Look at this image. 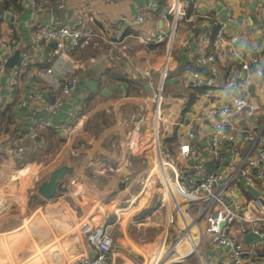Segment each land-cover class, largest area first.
Instances as JSON below:
<instances>
[{
	"label": "crops",
	"instance_id": "1",
	"mask_svg": "<svg viewBox=\"0 0 264 264\" xmlns=\"http://www.w3.org/2000/svg\"><path fill=\"white\" fill-rule=\"evenodd\" d=\"M35 1L39 8L36 15L31 0H17L16 8H3V1L0 0L1 39L4 42H19V48L9 57L13 68L7 69L18 70L21 75V84L14 100L8 98L7 81L3 80L2 83V103L5 104L4 111L8 112L4 120L0 117L3 121L0 120V200L5 201L4 194H9L12 199H6V205L0 212V264H79L81 257L91 255L88 243L80 233L81 223L88 219L96 224H114L115 264H152V258L154 260L164 242V249H170L188 228L193 238L206 228V216L202 214L204 205H189L181 199L177 206L166 191L156 189L160 175L163 179L164 174L170 180L174 179L169 175L172 168L157 160L154 146L157 118L153 99L162 88L158 121L161 126L160 138L168 146L166 140L171 139L174 132L177 134V139L168 148L173 166L185 177L184 180L192 176L193 162L181 158L179 147L189 133L195 135L191 145L202 154L206 170V165L211 163L213 173L228 176L230 163L242 167L255 164L259 148L255 147L254 141L236 151L237 146L225 140L222 145L224 165L212 159L207 137L210 122L200 118L209 108V101L201 97L192 98V91L186 88L185 82L191 80L193 71L211 74V68L196 66L199 47H204L207 52L214 50L218 53L236 48L264 55V11H260V2L195 0L197 7L194 14L216 18L225 27L224 47L214 46L215 40H210L212 32L203 23L202 28L196 27L189 34V25L182 22L168 60L167 42L146 46L136 38L137 35L169 27L170 20L163 16L164 0H112L110 3L102 0ZM154 1L160 3L161 11L150 13L143 24L131 31L132 36L126 40V56L120 60L111 62L106 57L109 51H115L116 56L119 54L118 49L108 45L102 50L88 47L70 53L81 64V69L76 73L79 85L56 114L50 116L44 113V104L32 110L19 107L21 100L45 88V84L30 77V73L38 74L52 67L57 59L52 54L57 49L53 44L40 51L36 48L34 33L37 26H72L77 22L79 12H82L85 31L93 39L99 38L102 31L114 39L115 29L112 26L120 16L134 20L141 9L148 8ZM184 55L183 60L181 56ZM262 66L264 69V64ZM215 67L217 75L212 78L218 85L216 99L222 104L229 103L230 96L225 84L229 77H235L243 85V94L250 96L257 109L255 119L242 120L239 127L249 130L254 121L264 126V73L261 80L251 81L237 64L230 61L219 62ZM65 73V69L60 72L61 75ZM133 80L143 82L144 92L140 90L139 96L128 94L129 81ZM89 82L95 83L94 89ZM57 97L58 92H49L46 102H53ZM83 106L84 115L74 122L76 128L70 135L60 132L58 136L50 138V149L55 151L54 154L43 149L34 150L30 140H19L18 137H25L33 117L43 116L60 125L80 113ZM9 112L10 123L7 122ZM21 164L26 167L24 171L20 170ZM61 168L68 169L62 186L52 200L43 199L37 193L39 186L48 180L52 172ZM156 169L161 172L158 178L154 174ZM207 173L210 174L208 170ZM236 185L235 193L244 207L260 198L264 192V181L250 187L244 179L237 177ZM23 193L28 201H32L31 204L35 202L36 213L50 207L53 208L49 211L53 219L59 215L65 221H72L74 239H65L57 227H50V222L59 226L61 220L43 219V214L35 218L36 221L40 218L36 226H33L32 217L27 219L31 221L30 224L26 221L29 226L24 224L26 219L23 225L13 226L14 218L11 217L22 208V204L17 208L19 203L15 198ZM167 200L172 205L170 202L166 206ZM160 203L166 210L165 214L159 210ZM261 216L264 218V211ZM259 223L264 224V221L254 223L247 234H243L241 223H235L230 228L233 237V232H239L235 226L245 236L243 240L237 239L245 246L244 264H256L264 257V243L259 238L249 244L245 242L248 235L255 233ZM67 227L68 223H65L62 228ZM255 242L258 245L252 248ZM188 248L182 242L178 250L183 254ZM169 262L225 264L226 249L202 243L197 247V253L179 262L171 258Z\"/></svg>",
	"mask_w": 264,
	"mask_h": 264
},
{
	"label": "built area",
	"instance_id": "2",
	"mask_svg": "<svg viewBox=\"0 0 264 264\" xmlns=\"http://www.w3.org/2000/svg\"><path fill=\"white\" fill-rule=\"evenodd\" d=\"M110 3L112 0H102ZM166 6L163 10V16L170 20L167 29L159 30L153 33L137 35V40L146 46L158 45L167 42V58L169 60L173 51L174 43L178 32V27L182 22L189 25L187 33H192L196 27H204L211 30L217 28V34L214 46L224 47L225 27L216 19L210 16L200 17L197 14H189L195 11L197 5L195 0H164ZM260 11H264V0H259ZM33 13L36 15L39 8L35 0H31ZM161 11L158 1H154L148 8L141 9L134 20H130L126 16H120L113 24L115 29V38L112 39L105 31H102L99 38L93 39V36L85 31L84 19L82 12H79L77 22L72 26H48L39 25L34 33V43L40 51L42 48L55 43L56 50L52 53L57 57L56 63L52 67L41 70L38 74L32 72L30 77L36 78L39 82L45 84L43 91L30 94L26 99L19 102V107L32 110L40 104H44L42 111L47 115L57 113L59 107L65 100L76 90L79 85L77 71L81 69L80 62L74 60L71 52L77 49H85L92 47L95 50H102L107 45L118 49L119 54L116 56L115 51H109L106 56L111 62L118 61L125 55L126 40L132 36L131 31L138 25L144 23L146 17L154 12ZM19 48V42L12 40L4 42L0 34V111L5 109L2 103L3 80L7 81L6 90L9 94V100H14L17 89L21 84V75L18 70H8L6 63L9 57ZM232 62L237 64L241 71L246 74L247 79L251 81L261 80L264 69V55L259 52H251L248 50L230 48L226 51H210L207 52L204 47H199L196 53V66L198 68H211L210 75H203L200 71H193L191 80L186 86L192 89H205L201 98L209 101V108L200 118H205L210 122L207 137L209 140V150L212 159L224 165L225 158L223 156L222 145L225 140L234 143L237 149H240L246 143L254 141L255 147L259 148L257 162L249 163L242 167L235 163L228 164L230 175L225 176L223 173L208 174L204 165L202 154L191 145L194 133H189L182 139L179 147L180 156L185 161H192V176L184 180V176L179 174L173 166L171 151L165 146L160 138L161 126L160 112L162 97L160 88L153 102L156 104L157 126L154 130V146L156 148L157 160L160 164L166 163V166L172 168L173 181L164 174L165 186L169 197L178 206L177 197L189 205H204L202 214L206 216V228L203 232H199L196 238H193L188 231L179 237L178 241L172 248L161 250L157 253L152 264H171V258H176L177 262L182 261L197 253V247L202 243H208L216 247L226 249L225 264H244L245 263V246L243 242L238 241L230 234V228L235 223L243 224L242 232L247 234L254 223L264 221L261 213L264 211V192L260 198L253 200L247 207L242 206L239 202L235 188H237V177L244 179L250 187H255L256 183L264 181V126L254 121L250 129H242L239 124L242 120H253L257 115V109L253 104L250 96L243 94V85L239 83L235 77H229L226 81L225 88L230 96L229 103L222 104L215 97V91L218 85L213 76L217 75L215 65L219 62ZM66 70L64 75L60 72ZM56 73L59 75L57 76ZM149 76V73H146ZM55 94L58 97L53 102H46L47 93ZM84 115V106L80 113L71 116L62 124H54L51 119L41 117H33L31 125L28 127L25 137L36 138L39 131L43 129H54L62 132L64 135H70L75 130L74 122ZM21 171L25 170V165L21 164ZM26 173V171H25ZM7 202V201H6ZM6 202L0 200V212ZM169 202V200H168ZM179 212L181 208L179 206ZM174 221L172 222V224ZM225 226L221 228V224ZM114 224H96L91 219L84 220L80 225V233L86 239L88 247L91 250L90 256H83L79 260V264H115L113 260L115 236L113 233ZM229 230V233L226 232ZM259 235V240L264 243V232L255 230ZM188 235V236H187ZM185 242L189 248L186 253H180L179 245ZM258 242V241H257ZM252 244V248H256L258 243ZM256 264H264V257Z\"/></svg>",
	"mask_w": 264,
	"mask_h": 264
},
{
	"label": "rangeland",
	"instance_id": "3",
	"mask_svg": "<svg viewBox=\"0 0 264 264\" xmlns=\"http://www.w3.org/2000/svg\"><path fill=\"white\" fill-rule=\"evenodd\" d=\"M178 46H175V48H177ZM155 167H156V165H155ZM159 173H161L159 170H157L156 169V171H154V174L156 175L157 174V178H158V175H160ZM169 175L171 176V178L173 179V174L171 173V172H169ZM160 180V181H159ZM156 189H160L161 190V188H162V192L163 191H166L167 192V190H166V186H165V177H164V179L162 178V176L160 175V179H157V182H156ZM34 192H36V189L34 190ZM161 192V193H162ZM5 195V201H6V199H12L11 198V196L9 195V194H4ZM18 199V200H17ZM159 199H161V195H160V197H159ZM15 200L19 203V205L17 206V208H19L20 207V205L22 204V208L20 209V210H18L17 212H15L14 213V215L11 217V218H14V223H13V226H15V227H17V226H21V225H23V220H25V222H24V224H26V226H29L28 225V223L27 222H29V224H30V222L31 221H28L27 219L28 218H30V217H32V219H34L33 220V223L35 224V225H33V226H36V224H38L39 223V221H40V218H38V220L36 221V217L37 216H41L42 214H43V219L45 218V219H47V218H52L51 217V213L49 212V211H51V210H53V208H48V209H46V208H44L43 210H41V212H38V213H36V210H34L35 209V202H33V204H31L32 203V201L30 202V200L28 201V199H27V197H26V195H25V193H23V194H21V195H19L18 197L16 196V198H15ZM177 200H181V198L180 197H177ZM30 202V203H29ZM170 202L171 201H169L168 202V200L165 202V204H166V206L167 205H169L170 204ZM28 205H29V207H28ZM171 205H172V202H171ZM1 210V209H0ZM159 210L163 213V214H165L166 213V210H165V208L162 206V204L160 203L159 204ZM53 219V218H52ZM53 220H61L62 222L59 224V226L56 224V223H54V222H50L51 224H50V227L51 228H53V229H55L56 227L58 228V230L60 231V232H62V234H63V236L65 237V239L67 238V239H74V232H73V229L71 228V226L73 225V223H72V221H68V220H63V219H61V217H59V215L57 216V219H53ZM27 221V222H26ZM65 223H68V227L65 229V228H62L63 226H64V224ZM178 224H179V226H181L180 224H181V222L179 221L178 222ZM31 229V228H30ZM235 229H237V231H239V232H233L234 233V235H235V237L234 238H236V239H238V240H243V238L245 237L243 234H241V231L239 230V228H238V226H235ZM167 230V229H166ZM165 230V231H166ZM165 232H163V234H164ZM163 234H161V235H163ZM39 253L40 252H38V255H39Z\"/></svg>",
	"mask_w": 264,
	"mask_h": 264
},
{
	"label": "trees",
	"instance_id": "4",
	"mask_svg": "<svg viewBox=\"0 0 264 264\" xmlns=\"http://www.w3.org/2000/svg\"><path fill=\"white\" fill-rule=\"evenodd\" d=\"M2 1H3V4H1V5H2L3 8H7V7H10V6H13V8H16L18 6L17 0H2ZM194 12L195 11L191 9L189 14H192V13L194 14ZM211 32L212 33L210 34V40H211V42H213L215 40V38H216L217 28L213 27L211 29ZM129 84H130V87H129V90H128L129 96H139V95H141L140 90H143V82L142 81L141 82L140 81L137 82L136 80H133V81H129ZM186 88L192 91V94H190L192 98H194V97L195 98H197V97L200 98L202 96L203 92L205 91V89H201V90L200 89H196L195 90V89H192L191 87H186ZM143 92H144V90H143ZM193 100L194 99H192L191 104L193 103ZM4 110L0 111V113H1L0 117H1L2 120L5 119V115L8 112V110H6V111H4ZM10 116H11V112H9V115H8V118H7V122L8 123L11 122V120H10L11 117ZM2 120H1V122H3ZM59 133L60 132L57 131V130L47 128V129H43V130L39 131L36 138H28V137L26 138V137H24V135H22V136H20L18 138H19L20 141L30 140V144L32 145L34 150L43 149V150H45V152H50L51 154H54L55 151H51V149H50V146L52 145V139H50V138L52 136H56V135L58 136ZM176 139H177V134L174 132L173 133V137L171 139H169V140L168 139L166 140L167 145L168 144L171 145V143H173ZM191 144H193L192 141H191ZM168 146H166V147H168ZM62 182H63V179L60 180L59 183H62ZM256 228H257V230H260V231L264 232V224L259 223Z\"/></svg>",
	"mask_w": 264,
	"mask_h": 264
},
{
	"label": "water",
	"instance_id": "5",
	"mask_svg": "<svg viewBox=\"0 0 264 264\" xmlns=\"http://www.w3.org/2000/svg\"><path fill=\"white\" fill-rule=\"evenodd\" d=\"M53 46L56 47V44L53 43ZM185 57H186L185 55L181 56V59L184 60ZM6 67L13 68L10 65V59H8L6 63ZM94 85H95L94 82H89V86H91L92 89H94L93 88ZM206 167H207L208 172L212 174L213 173L212 164L208 163ZM219 172H222V170H220ZM67 173H68L67 168H61L60 170H56L52 172L48 180H46L39 186L37 193L45 200H52L55 197L57 190L62 186L61 183H59L60 180H62ZM263 205H264V202H263ZM224 226H225V223H222L221 228H223ZM226 232L229 233V230H226ZM258 238L259 236L256 233H252L245 238L246 239L245 242L249 244L257 240Z\"/></svg>",
	"mask_w": 264,
	"mask_h": 264
},
{
	"label": "bare ground",
	"instance_id": "6",
	"mask_svg": "<svg viewBox=\"0 0 264 264\" xmlns=\"http://www.w3.org/2000/svg\"><path fill=\"white\" fill-rule=\"evenodd\" d=\"M168 198V197H167Z\"/></svg>",
	"mask_w": 264,
	"mask_h": 264
}]
</instances>
